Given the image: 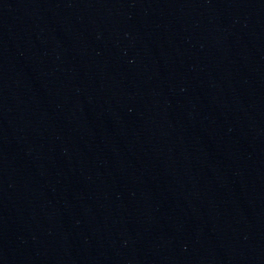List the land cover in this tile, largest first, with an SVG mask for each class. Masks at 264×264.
I'll return each instance as SVG.
<instances>
[{"label":"water","instance_id":"1","mask_svg":"<svg viewBox=\"0 0 264 264\" xmlns=\"http://www.w3.org/2000/svg\"><path fill=\"white\" fill-rule=\"evenodd\" d=\"M0 264H264V0H0Z\"/></svg>","mask_w":264,"mask_h":264}]
</instances>
